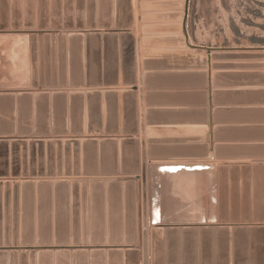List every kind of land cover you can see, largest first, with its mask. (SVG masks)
I'll list each match as a JSON object with an SVG mask.
<instances>
[{"label":"rangeland","instance_id":"rangeland-1","mask_svg":"<svg viewBox=\"0 0 264 264\" xmlns=\"http://www.w3.org/2000/svg\"><path fill=\"white\" fill-rule=\"evenodd\" d=\"M133 3L134 17L132 0H0V246L18 252L26 246L121 249V263L106 256L105 264H134L138 255V264H264V121L231 118L264 117V0L173 1L172 28L180 47L192 49L177 54L187 63L193 59L181 52L201 54L210 69L186 63L191 71L175 74L201 77L197 93L204 97L208 76L213 88L211 120L207 101L174 110L200 113L201 123L188 127L160 125L153 115L164 110L149 109L154 112L149 115L144 110L149 79L167 73L143 74L141 62L150 70L151 52L141 56L137 0ZM152 17L142 16L144 31L153 28L147 24ZM132 26L134 35L126 31ZM127 36L130 64L121 47ZM257 78L263 86L256 85ZM222 79L248 86L227 87ZM230 94L248 99L242 105L220 103ZM258 96L262 103L254 100ZM216 107L229 110L215 113ZM148 116L153 124H147ZM151 125L159 128L152 139L163 145L170 144L160 143L156 131H203L192 142L206 137L214 161L196 188L180 198L181 187L165 191L159 161L147 159L148 219L153 204L161 221L148 220L144 261L140 175L142 151L154 143L148 140ZM188 144L193 143L178 145ZM127 248L137 254L126 257Z\"/></svg>","mask_w":264,"mask_h":264},{"label":"crops","instance_id":"crops-1","mask_svg":"<svg viewBox=\"0 0 264 264\" xmlns=\"http://www.w3.org/2000/svg\"><path fill=\"white\" fill-rule=\"evenodd\" d=\"M143 1H147L150 4L147 8L142 7ZM174 0H137V11L139 17V36L142 39L140 44L141 56L143 57L146 53L151 52L150 59L151 68L150 70H146L144 66V62H141V68L143 74L147 71H164L167 74L164 75H156L149 79V90L150 95L148 99H146L144 93L142 96V103L144 106V110L147 109H157L164 110V113H156L153 115L155 123H162L160 125H167L169 127L182 125L184 127H188L190 125H199L201 123V115L200 113L193 112H175L176 109H196L200 107L204 101H207L209 104L208 111V119L211 120V110L210 108L213 104L211 91V79L208 76L206 78V82L208 85L207 91L208 93L204 97L203 95H199L197 92L199 88L202 86L203 79L201 77H197L192 74H175L177 71H191L186 69V63L184 58L177 54V51L180 49H189L188 47L181 48L179 42L177 40L178 32L172 28V25L176 23L173 14L177 12V8L175 7ZM132 8L131 14L134 17V3L132 0ZM144 14L153 15L147 21V24L152 25V29L148 31L143 30L144 24L142 16ZM129 34L134 35L135 29L134 26L126 29ZM145 38H151L148 42H143ZM213 61H210V64ZM204 71L209 72L210 69L208 67L202 69ZM226 81L222 79V81ZM257 86H263V82L261 79L257 78L255 80ZM224 86L227 87H247V83L243 82V80H230L226 81V84L223 83ZM130 85H128L129 87ZM144 86V79H143ZM254 86V87H257ZM146 91V90H144ZM245 99L239 96H235V94H230L228 96L222 97L220 103H224L225 105H239L245 103ZM254 100L257 103H262V98L254 97ZM166 111V112H165ZM235 121L238 122H263L264 117L259 115L258 113H249L241 116H231ZM198 123V124H197ZM208 129V137L212 138L211 128L213 125L209 121L207 124ZM232 131H228L230 133ZM226 134V133H225ZM203 136V131L201 130H189V129H163L155 132V137H157L160 143L170 144V145H178V144H186V143H194L192 141H200ZM225 137H227L225 135ZM211 140H209V144H211ZM161 168L165 170H158L159 180L162 181L165 178L167 185H165V191H169L173 187H178L180 190L176 194L180 195L179 197H187V191L191 188H196L195 184H198L202 178L206 177V173L203 170L205 168H195V169H186L181 168L178 171H169L166 167L173 166H191V165H205L202 163H189V162H159L157 164ZM204 172V173H203ZM177 184H176V183ZM158 188H160V194L163 193V184H159ZM190 198V197H189ZM155 204L158 206L159 211L161 196L155 199ZM193 212V211H192ZM186 213L187 215H192ZM199 213V212H198ZM160 220H161V212H160Z\"/></svg>","mask_w":264,"mask_h":264},{"label":"water","instance_id":"water-1","mask_svg":"<svg viewBox=\"0 0 264 264\" xmlns=\"http://www.w3.org/2000/svg\"><path fill=\"white\" fill-rule=\"evenodd\" d=\"M130 0H128L129 2ZM40 34V33H39ZM108 34V33H107ZM105 35V38H109L111 36ZM80 38H83L82 33H78L77 35ZM40 37V35L38 36ZM31 38H35V35L32 34ZM128 39L131 42V37L127 36L126 38L123 37L121 39V47L122 50L126 52V58H128V62L130 64L131 58L130 54L133 53V48L128 45L127 41ZM34 41H32V44ZM210 53V51H207ZM181 54L185 55L188 58L193 59V62H189L187 64L189 68H205L207 66V61L205 56L201 54H193L188 52L187 50L181 52ZM137 55L139 58V50L137 49ZM145 64H147V58L145 56ZM140 75V70H139ZM135 89V87H133ZM138 90L141 92V84L139 82ZM227 108L222 107H216L214 109L215 113H219L221 110ZM149 113H154L153 110H149L147 112V115ZM140 116L142 117V110L140 109ZM147 124H153L151 123L150 117H147ZM144 123L141 122L140 130L143 132L144 130ZM159 128L151 125L147 128L148 131V140L149 142L154 141V143H151L148 146V150L145 151V149L142 151V158H141V181L143 183L142 186V217H141V225H142V235H143V250H144V261H145V246H146V238H147V226L149 221L155 225L160 224L159 220L158 222H154V206L152 204L151 208V214L150 219H148V211H147V193H146V164L147 159L149 162H189V163H204L205 165H191V166H173L170 168L166 167V169L176 168H186V169H195V168H210V164L214 161L213 157H210L209 155V146L206 142V137L201 141V143H193L188 145H163V144H157L155 143V140L151 137V132L155 131ZM204 129V128H203ZM144 143H142L143 147ZM144 148V147H143ZM159 149H164L162 152H158ZM217 151V149H215ZM220 157V153H216V157ZM222 156V155H221ZM157 170L163 169L160 166H156ZM173 171V170H169ZM149 220V221H148ZM159 229V227H156ZM156 228H154L156 230ZM35 248H38L37 253H35ZM55 249V252L52 251V249ZM29 249V250H28ZM27 250L29 252H27ZM9 251V252H8ZM125 256L129 258V256H134L137 254L134 249L127 248L124 252ZM123 255V252L119 248L111 247L109 251L105 250V247L103 246H93L90 247V250H88L86 247H77L73 249V251H70V246H39V247H21V251L18 252V247H12V246H0V264H95L96 261H100V264H105L106 256H108V259L116 258L117 261H120L121 263V256ZM139 255L137 256V259L135 260L134 264H138ZM111 261V260H110ZM133 261V260H131Z\"/></svg>","mask_w":264,"mask_h":264},{"label":"bare ground","instance_id":"bare-ground-1","mask_svg":"<svg viewBox=\"0 0 264 264\" xmlns=\"http://www.w3.org/2000/svg\"><path fill=\"white\" fill-rule=\"evenodd\" d=\"M162 170H165V169H162ZM170 202V201H169ZM158 213V212H157ZM154 222L156 221V220H158V218H156V209H154Z\"/></svg>","mask_w":264,"mask_h":264}]
</instances>
